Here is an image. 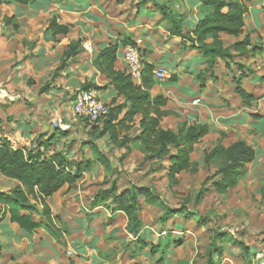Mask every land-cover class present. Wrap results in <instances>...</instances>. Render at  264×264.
<instances>
[{"label": "crops", "instance_id": "0c3cea01", "mask_svg": "<svg viewBox=\"0 0 264 264\" xmlns=\"http://www.w3.org/2000/svg\"><path fill=\"white\" fill-rule=\"evenodd\" d=\"M10 1L0 0V138H7L19 147L44 151L45 155L62 151L72 162L89 159L82 158L81 154L84 151L85 156V151H90L88 146L83 145L94 140V134L87 122L73 115L72 102L77 92L86 88L97 89L101 101L110 108L123 102L116 96L109 81L96 69L94 61L98 53L110 44L130 41L138 50L146 51L142 60L153 66V72L161 70L163 82L168 83L155 85L154 82L150 94L166 98L164 109L170 115L162 120L173 121L169 129L175 130L178 122L204 124L209 126L210 132L201 142L212 136L227 147L235 141H244L235 130L230 131L232 124L244 130L246 137L251 139L245 142L255 152L259 151L255 142L264 140V86L260 87L262 93L257 94L256 89L262 79L261 74L250 73L242 81V87L255 99L253 104L258 103L257 111L252 112V105H242L234 90L230 91V84L233 85L230 69L219 62L212 74L205 72L206 64L201 53L191 47L192 43L173 35L169 20H163L150 5L141 6L142 0H31L27 5ZM155 1L182 19L183 34H190L207 12L200 0ZM245 6L247 13L242 34L235 38L221 33L219 39L227 48L248 36L251 46L261 50V55L241 57L249 65L264 57V0H245ZM4 18L13 20L6 23ZM51 21L59 27H66L67 32L54 35L49 29ZM71 42H80L77 53L58 69ZM84 42L91 43L90 52L83 50ZM182 48H185V54L180 57L178 50ZM156 52V60L153 56L147 57V54ZM230 66L235 76L240 74L239 70H233L232 64ZM114 69L117 72L126 71L121 49L117 51ZM246 82L252 88H245ZM245 115H248L246 119ZM53 120L59 121L63 129L52 128ZM138 120L139 117H136L135 128ZM163 124L161 121V127ZM98 127L100 130L101 124ZM58 130L60 135L56 137ZM230 132L233 133L231 143ZM53 138H56L55 144L49 143ZM104 139H98L94 144L98 147ZM201 142L195 146L194 152L198 146L202 148L201 153L212 149L211 143ZM46 143H49L47 149ZM249 167L246 166L240 184L249 179ZM86 174L70 189L64 186L48 199L52 217L58 223L60 220L66 223L68 234L60 232L62 238L59 240L66 246V253L60 252L59 242L51 233L46 237L43 232L46 229H40L37 232L43 234L38 244L44 246L41 248V264H68L69 261L73 264H140V260L132 261L139 257H132L131 251L125 247L126 240L130 238L125 231V216L119 212L112 213L105 207H84L79 185L87 180L84 178ZM0 179L3 183L0 192H7L17 185L11 179L1 176ZM88 185L89 177L86 187ZM78 195L79 200L76 201ZM57 200L61 205L59 209L64 208L62 212H56L53 207ZM33 217L36 222L41 221L37 215ZM3 224L13 226L6 221L0 225ZM53 226L56 227L55 219ZM175 228L185 229V226L178 224V227H171L172 234H176ZM24 240L31 241V238ZM148 258L145 264L155 263L154 257Z\"/></svg>", "mask_w": 264, "mask_h": 264}, {"label": "trees", "instance_id": "16d2710c", "mask_svg": "<svg viewBox=\"0 0 264 264\" xmlns=\"http://www.w3.org/2000/svg\"><path fill=\"white\" fill-rule=\"evenodd\" d=\"M30 1L11 0L10 3L27 5ZM200 2L207 12L196 23L190 34H183L182 19L170 13L166 6L155 0H142L140 5H150L151 9L159 12L163 20H169L173 35L192 43L191 47L198 50L204 59L205 72L212 74L219 62L224 63L225 68L231 71L229 64H232L235 58L250 54L252 57L261 55L259 47L251 46L248 36L227 48H224L219 39L221 33L235 38L242 34L244 17L247 13L245 0H200ZM11 20L13 18H4L6 23ZM13 29L16 30L15 27ZM49 29L54 35L67 32L66 27L57 26L55 21H51ZM208 40H210L209 43ZM79 43L68 44L58 69L64 65L66 60L76 55ZM125 45L133 46L130 41L110 44L98 53L94 61L96 69L109 81L116 96L122 98L123 102L109 108L107 116L100 122V130L98 125H91L92 133H98H95L94 140L83 146L90 148L92 157L72 162L68 160L65 152L53 151L51 154L45 155L44 151L41 152L35 148L13 147L7 138H0V176L17 183L11 190L0 192V223L7 221L16 226L20 233L16 238L17 241L30 239L38 230L46 229L59 242L62 235L52 227L54 218L47 201L62 187L67 186V189H70L76 181L83 177L84 173L91 169L93 164H99L105 170L112 168L109 160L94 144V141L98 139L106 138L112 145L122 148L131 142L137 143L146 161L157 164L166 163V166L161 165L156 169L164 171V177L172 183L176 182L175 177L181 173H196L198 171L197 164L191 161L190 156L194 152L195 146L210 132L209 126L195 122H182L176 126L175 130L163 129L161 121L170 113L164 109L166 98L161 95L152 97L150 94L154 85L153 66L142 60V76L139 85L131 81L126 71L117 72L114 69L117 51ZM238 70L240 74L232 76L234 94L242 105L250 107L255 99L242 87V81L247 78L243 73L244 67L238 66ZM166 84H168L167 81L163 83V85ZM120 115H122L121 118H119ZM136 117H139L136 136L125 135L120 138L121 132H129L135 128ZM48 147L47 144L46 149ZM255 157L254 148L245 141L238 140L227 147L218 141L212 149L204 153L203 164L213 165L216 170L210 178L205 179V185L196 197L195 203L199 204L209 193L223 196L229 190L236 188L246 172V166L250 165ZM140 197L143 198L146 206H153L160 202L159 198L153 196L148 188L130 187L120 191L115 181L107 190L96 193L89 202V208L105 207L111 209L112 213H122L126 218L125 231L135 239L134 245L137 250L133 251L132 257L144 256V254L154 257L158 252H161L162 257L154 263L161 264L165 259L166 248L168 249L170 246L173 248L182 247L185 240L176 236H168L159 245L153 246V248L148 246L149 250H146L147 245L141 238L146 227L140 218L142 212ZM35 215L41 219L40 222L34 220L33 216ZM176 217H182L185 221L193 219L198 227L205 225L208 221L201 219L200 216L184 207L177 210L165 207L161 213V220L165 221L164 225L168 221H174ZM171 227H178V225ZM164 233L166 234V232ZM147 235V241H151L149 234ZM170 235H172L171 232ZM226 241L233 240L226 234L213 236L210 248L206 252V264H215L221 261L223 247L220 244ZM238 245L241 248L244 262L251 264L250 256L258 255L256 248L249 251L240 242ZM261 245H264V242ZM68 264L73 263L69 261Z\"/></svg>", "mask_w": 264, "mask_h": 264}, {"label": "rangeland", "instance_id": "374dc122", "mask_svg": "<svg viewBox=\"0 0 264 264\" xmlns=\"http://www.w3.org/2000/svg\"><path fill=\"white\" fill-rule=\"evenodd\" d=\"M144 35L148 37L147 34ZM178 51L180 57L184 56L185 48ZM139 52L143 59L146 51L140 49ZM152 56L153 59L156 60V58H158L157 52L153 55L150 53L147 54L148 58H152ZM238 66L244 67L243 73L246 77H248L250 73L261 74L260 76L262 79L256 89L257 94L262 93L260 87L264 86V57L259 60L257 59L255 63L249 65L246 59H242L241 57L235 58L232 62L233 70L237 71ZM234 75L235 71H230V78ZM155 79H153L155 85H160L165 82H163V80L156 81ZM244 87L247 89L252 88L251 84L248 82L244 83ZM231 89L234 90V87L230 84V91ZM262 94L264 96V93ZM257 104L258 103L252 104V112L257 111ZM247 116L248 115H245L244 118L246 119ZM162 121L164 122L162 126L163 129H169L170 125H173L171 119ZM54 122L55 120L51 123L52 128H54ZM180 123L181 122H178L177 125ZM87 125L89 124L87 123ZM234 130L240 134V137H242L244 141H251V139L244 134V130L242 131V129L237 126L230 124V131ZM56 133V137H58L60 131L58 130ZM136 134V128H133L129 132H121L119 136L123 138L125 135L136 136ZM232 134L230 132V143L233 138ZM221 136L222 135H220V137ZM237 137L239 138V135H237ZM107 140L108 139L105 138L100 141L98 149L109 160L112 168L110 170H105L101 165L93 164L89 172H87V174L84 173L86 174L84 178L87 180L79 185L80 195L84 200V207L86 209H89V202L94 198L96 193L107 190L112 182L116 181V186L120 191L130 187H145L150 190L153 196H157L160 200L159 203L153 206H146L143 198H139L142 208L140 218L145 227H147L141 237L143 242L147 245L146 250H149L148 246H152L153 248V246L159 245V243L166 240L168 236H176L177 238L185 240L182 247L173 248L170 246V248H166L167 251H164L166 260L162 264H206V252L210 248L211 240L215 234H226L233 240L220 244L221 247H223V252L221 261L219 263L216 262L217 264H246L242 258L241 248L238 245L239 242L242 246L247 247L249 251H251L252 248H256V253L258 255L256 257L250 256L251 264H257L258 259H264V245H261V243L264 242V140L258 139L255 142L259 151L256 152L255 162L252 165H247L250 166L248 170L250 177L248 180H243L236 189L229 191L224 196L209 193L205 195L199 204L195 203L196 197L204 187L205 179L210 178L216 170V167L213 165L206 166L203 164L202 158L204 157V153L208 150L206 151L205 149L201 153L202 148L198 146L197 150L193 152L191 156L192 162L197 164L198 171L196 173H181L175 177L176 182L172 183L164 177V171H157L156 169L161 165L166 166V163L160 162L157 164L156 162L146 161L137 143L131 142L122 148L112 145ZM55 142L56 138H53L49 143L55 144ZM203 143H211L210 146L213 147L217 143V140L215 141V137L210 136L206 141L201 142V144ZM85 152V156L84 151L82 152V158L92 157L89 150ZM88 177L90 185L86 187ZM2 184L0 179V187L3 186ZM77 197H79V195L76 196V201L79 200ZM73 200L75 199L73 198ZM60 206L59 200L53 203L56 212L58 210L61 212L64 210L63 207L59 209ZM165 207L174 210L184 207L186 210H190L194 214L200 216L201 219L208 221L205 225L198 227L193 219L189 223H185L182 217H176L174 221H168L164 225L163 223L165 221L161 220V213ZM71 216L74 215L72 214ZM54 219L56 227L52 226L53 229L57 230V233L63 232L65 235L68 234L66 231V223L64 224L61 220L58 223V220H56V218ZM5 224L0 225V245L2 246L0 247V264H41L40 254L42 252L41 248L44 246L38 244V240H41L40 237L43 233L37 232L31 237V241H26L24 239L22 241H17L16 238L19 237L20 233L16 226L13 225V227ZM175 224H183L185 229L175 228L176 234L171 233L172 235H170L171 226ZM43 232L44 236L49 237V230H44ZM164 232H166V234ZM147 234H149L151 241H147ZM134 240L135 239L131 236L126 240L127 244L125 247L131 251V255H133V251L136 252L137 250L135 249ZM58 244L60 252L65 254L66 246L62 245L61 242ZM140 254L143 255L144 253ZM148 257V255L146 256L144 254L143 257L139 256V258H133L132 261L138 262V260H140V264H145L148 261L147 259H149ZM161 257L162 253L158 252L154 256V259L158 261ZM142 260L144 261L142 262Z\"/></svg>", "mask_w": 264, "mask_h": 264}, {"label": "built area", "instance_id": "2783aa9c", "mask_svg": "<svg viewBox=\"0 0 264 264\" xmlns=\"http://www.w3.org/2000/svg\"><path fill=\"white\" fill-rule=\"evenodd\" d=\"M82 48L86 52H90L91 43L84 42ZM122 58L126 65V73L134 84L139 85L142 76V58L137 48L131 45H125L121 48ZM153 77L157 80L164 78L163 72L154 71ZM98 91L93 88L83 89L77 92L72 102L71 108L73 115L89 125H99L107 116L109 106L101 101ZM54 128L63 129L59 121L54 122ZM13 147H19L12 144ZM257 264H264V260L258 259Z\"/></svg>", "mask_w": 264, "mask_h": 264}]
</instances>
